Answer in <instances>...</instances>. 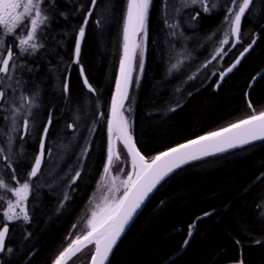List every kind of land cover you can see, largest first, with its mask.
<instances>
[{"label":"trees","instance_id":"1","mask_svg":"<svg viewBox=\"0 0 264 264\" xmlns=\"http://www.w3.org/2000/svg\"><path fill=\"white\" fill-rule=\"evenodd\" d=\"M89 1L72 0L62 4L60 10L68 14L67 19L57 15L50 30L60 31V35L75 32L83 24L85 12L73 14L74 9L80 5L89 8ZM126 4L127 0H98L86 28L80 62L96 95L83 90L73 69L69 75L70 98L62 95L61 87L56 96L55 108L60 111V118L53 112L52 127H60V133L78 111L85 125L90 120H95L97 125L81 178L73 185L74 191L67 192L70 196L73 194L63 207L60 206V214H55L54 200L50 197L43 193L35 196L31 222L15 235L14 257L3 264H53L58 250L61 252L67 247L65 239L81 214L82 202L91 192L103 162V137L119 70ZM171 4V13L181 7L178 0H171ZM218 8L208 16L197 7L182 8L178 15L180 21L181 18L192 19L199 13L192 21L194 30L190 35L196 42L190 47L182 43L176 47L168 35L176 30L164 24V0H152L144 69L138 87L130 88L129 99L125 102L131 109L133 138L149 161L170 147L245 119L253 109L257 113L264 111V72L258 76L264 69V0H257V11L253 14L246 12L239 42L230 41L225 51L231 50L223 56L221 64L216 66V60H212L207 67H202L217 48L212 33L221 23L223 0ZM97 20L101 21L100 26ZM181 28L187 33L188 30ZM211 34L213 37L206 40L207 47L198 50V42ZM63 41L66 50L62 57L68 61L71 41L67 42V38ZM249 44L252 47L239 65L216 88L220 72L226 70ZM180 57L187 59L183 60L179 71L169 74L170 66L181 60ZM194 74L196 78L189 80ZM45 81L40 79L32 84L33 89L44 91L43 111L51 101ZM249 101L253 109L248 108ZM89 103L94 105L89 106ZM178 104L180 106L176 107ZM172 107L176 110L169 111ZM43 121L44 115L38 123ZM263 173L264 141L193 161L177 169L152 192L118 240L107 264H238L239 261L264 264ZM190 225H194L192 235L188 245L183 246L189 238ZM93 249L92 245L83 249L67 264H87Z\"/></svg>","mask_w":264,"mask_h":264},{"label":"snow or ice","instance_id":"2","mask_svg":"<svg viewBox=\"0 0 264 264\" xmlns=\"http://www.w3.org/2000/svg\"><path fill=\"white\" fill-rule=\"evenodd\" d=\"M64 2L69 3L72 0H64ZM221 2L222 0H212L211 7H209L210 0H178L181 7H177L175 11L179 15L182 8L198 5L205 13H210L212 9H218ZM151 3L152 0H127L122 29V55L119 61V71L115 78V91L112 94L110 110L107 115L106 158L100 179L97 181V189L106 190L101 197V203L96 205L99 211H92L91 218L87 221L88 230L86 233L77 234L74 238L72 233L69 234L70 243L59 253L53 264H66L69 259L90 245H94V251L90 256L89 264H107L125 226L165 177L184 165L203 157L249 145L254 141H264V111L257 113L249 101L248 108L253 109V112L247 118L232 123L219 131L209 132L206 135L190 139L186 143L170 147L152 156L150 161L146 159L133 138L129 118L125 115V112L131 109L126 106L125 101L129 99L130 88L139 84V73H142L144 69L147 21ZM256 3L257 0H223V7L226 11L223 39L219 41V47L214 50L211 60H208L202 67H207V64L212 63V60H216L218 56L222 59L227 55L231 49L225 51L223 46L229 44V36L236 37L239 42L242 18L245 17L246 12L251 15L257 11ZM90 4L91 7L87 9L80 5L73 12V14H78L84 11L85 14L83 24L75 30L73 37L75 41L74 58L71 63L80 66V75L85 87L89 93L96 95V90L90 84L79 59L86 28L93 17L94 9L98 6V0H90ZM250 6L252 7L250 8ZM172 7L171 0H164L165 27L175 30L179 28V25L170 23L168 19ZM57 15L65 19L68 16L66 12L60 10L58 0H0V25H3V29L0 30V102H3L0 105V110L5 112V121L11 122L6 133L4 129H0V135H6L8 144L7 151L0 147V202L7 203L6 209L3 207V203H0V213L4 218L0 220V253L13 252V248H6L5 243L6 238L9 237V225L21 220L24 224L31 222L29 194L35 187L33 179L38 174L42 175L41 166L46 154V141L54 118L53 113L48 112L47 122L43 124L42 132L39 133V151L34 156V162L27 173V179L21 181L17 175L16 162L13 159V143L17 139L13 133L18 131L17 122L21 118L23 135L18 137L20 140H24L25 136L32 135L36 130L37 115L34 114L33 109L39 107L37 104L39 90L31 95L20 92L17 96L16 93L19 91L22 81L17 79L15 74L17 71L24 70V58L36 56L47 47L46 42L49 39L56 40L57 46L63 45V40L53 37L50 31L52 21ZM198 15L199 13L192 19H196ZM96 23L97 26H100L101 21L97 20ZM64 35L68 36L69 33H64ZM168 35L175 37L177 33L173 31ZM9 36H12V42L8 41ZM254 43L255 39L252 41V44ZM252 44L244 48L235 63L220 72V80H223L237 67L240 58L248 52ZM178 55H183V53H178ZM182 63L183 61L178 59L177 63L172 64L169 74L179 71ZM134 70L137 71L135 77H133ZM27 71L31 72L32 69L28 68ZM50 71L58 72V67L52 68ZM195 78V74L188 77L189 80ZM13 80H15V84L11 83ZM61 88L62 95L65 98H70L68 77H64ZM9 91L12 93L11 96H9ZM179 106L178 104L176 107ZM176 107L170 108L169 111H175ZM78 120L79 111L75 114L73 122L68 123L66 127L78 131L80 127ZM94 131V127L88 128L89 134ZM84 139L85 144L78 159L85 158L89 154L90 137ZM118 144L123 145V151L127 153L126 157L122 155ZM52 152L53 149L48 147L47 154L51 155ZM128 164H130V170L126 167ZM118 165L119 167H117ZM8 170H11L10 180ZM80 178L81 171H75V174L71 176L69 188ZM121 187L123 188L122 195L116 196L115 193ZM6 193H11L15 200L13 201ZM68 199L69 195L65 192L64 200ZM89 203L91 204L92 200ZM60 206L63 207V202ZM98 217L99 219H97ZM193 227L194 225L189 226V237L192 235ZM75 228L76 225H73V229ZM24 238L27 239V236ZM188 243L189 240L186 239L183 246H187ZM257 243H261V241H257ZM238 264H243V262L239 261Z\"/></svg>","mask_w":264,"mask_h":264},{"label":"flooded vegetation","instance_id":"3","mask_svg":"<svg viewBox=\"0 0 264 264\" xmlns=\"http://www.w3.org/2000/svg\"><path fill=\"white\" fill-rule=\"evenodd\" d=\"M59 6H61L62 4H64V0H58ZM90 3V1H89ZM91 7V4L90 6ZM218 10V9H217ZM213 11H211L210 13H205L202 12L204 15L208 16L212 13ZM223 14L220 17L222 20ZM3 29V25H0V30ZM51 31V35L53 37H56V39H60V37L63 38H67V42H69V40L71 41V45L69 47L70 50V60H65L62 57V53L63 51H65V47L64 45L62 46H57L56 44V40L53 39H49L46 44L47 47L45 49H42L36 56L34 57H25V67L23 71H17V73L15 74L17 79H20L22 81V85L19 86V91L18 92H22L25 95H31L33 92H36L37 90H39V95L37 98V104L39 105V107H37L36 109L33 110L34 114L37 115V120H36V130L32 133V135L30 136H25L24 140H20L18 137L20 135H23V130H22V118L20 120H18V131L16 133H13V135L15 137H17V139L14 141L13 143V152H14V156L13 159L16 162V167H17V175L19 177V179L21 181H24L27 179V173L30 171L31 169V165L34 162V156L35 154L39 151V133L42 132V126L43 124H45L47 122V114L48 112H55V116L60 118V111H56V102H57V98L56 96L57 91L56 92H51L50 91V95H51V103L49 102V107L43 111V107H42V100H43V93L44 91H41L39 88H35L33 89L32 84H36L39 82L40 79H46V83L50 89L51 85L53 83H58L60 84V64H63L62 66H64V72L61 74L62 75V81L64 79V77H68L69 80V75L71 70L75 69L79 78V82L82 86L81 83V79L79 76V65L76 64H72L71 61L73 60V52H74V35L75 32H68L69 35L65 36V35H60V31H56V30H50ZM87 32V31H86ZM86 35V34H85ZM9 42H12V36H9L8 38ZM84 41V40H83ZM64 42V41H63ZM83 44V42H82ZM146 48V46H145ZM15 51V48L13 49ZM81 51H82V46H81ZM6 54V53H5ZM81 56V53H80ZM81 58V57H80ZM79 58V59H80ZM58 67V72L57 71H50V69L52 68H57ZM28 68H31L32 71L29 72L27 71ZM56 81V82H55ZM11 83L15 84V80H13ZM83 88V86H82ZM84 91H86L83 88ZM87 92V91H86ZM58 93H60L58 91ZM12 93L11 91H9V96H11ZM17 95V93H16ZM3 102H0V105H2ZM4 107H7L6 105H4ZM41 112V113H40ZM44 115V121L39 124V118L40 116ZM5 116V112L0 110V129H4L5 133L8 129V127H10V121H5L4 119ZM119 145V144H118ZM60 146V127H58V129L56 127H52L50 128L49 131V135L46 141V154H45V158L44 161L42 162V166H41V171H42V175L38 174V176L36 178L33 179V184L35 185V187L32 189V191L29 194V203H30V207H29V211L32 214L34 211V202H35V196L41 195L42 193L47 195L46 191L47 190H43L42 188L37 187V183L39 181H41V178L44 176L45 172H49L51 173V178L53 181L58 180L59 179V175H60V162H55V159H53V156L55 158H57V150ZM0 147H3L5 149V151H7L8 148V144H7V138L6 135H0ZM51 147L53 149V152L51 155L47 154V148ZM104 154V152H102ZM103 154H102V159H103ZM59 158V157H58ZM57 166L56 170L57 172H55V168ZM11 177V170H8V178L10 180ZM51 180V181H52ZM57 191L59 190L60 192V184L58 189H56ZM50 191V190H49ZM48 191V193H49ZM7 196H9L13 201L15 200V197H12L11 193H6ZM53 202V201H52ZM3 203V207L6 208L7 207V203L6 202H0ZM54 203V212L56 210H58L57 214H60V200L59 203L57 202H53ZM59 208V209H58ZM1 214V213H0ZM0 220H2L0 218ZM6 222V221H4ZM30 223H28L29 225ZM15 225L16 223H12L9 225V237L6 238V248L7 247H11L13 248V252L9 253L8 257H7V251H5L4 253H0V263L5 262L6 260L11 261L14 257V253H15Z\"/></svg>","mask_w":264,"mask_h":264},{"label":"rangeland","instance_id":"4","mask_svg":"<svg viewBox=\"0 0 264 264\" xmlns=\"http://www.w3.org/2000/svg\"><path fill=\"white\" fill-rule=\"evenodd\" d=\"M211 2H212V0H210V3ZM210 3H209V7H211ZM191 7H193V8L197 7L199 10L204 12L202 10V8L200 6H198V5L197 6H191ZM214 10L215 9H212V11H214ZM125 12H126V9H125ZM221 12L223 13V17H222L221 23L217 27V29L212 33L214 35V38L216 39L215 41H216V46L217 47H219V41L221 39H223V35H224V32H223V28L225 27V25H224V16L226 14V11L224 10V7H223ZM124 16H125V13H124ZM168 19H169L170 23H175V24L179 25V28L175 29L177 31V35L175 37L171 36L172 39H173V42H175L176 47L179 46L180 43L190 47L192 43L196 42L195 39L191 38V36H190L191 33H193V30H194V24L192 23L193 19L186 20V19H182L181 18V21H180L176 11H175V13H170ZM123 22H124V20H123ZM181 26L184 27L186 30H188L187 33L183 32ZM171 32H173V30ZM182 32H183V34L185 33L183 37H182ZM212 34H211V38L213 37ZM207 39H209V38H206V39H204L202 41H199L198 44H197V47H200L204 42H206ZM230 41H232L231 36H229V43H230ZM227 45L223 46L224 50H225ZM145 46H146V41H145ZM175 50H176V48H175ZM121 55H122V50L120 52V57L119 58H121ZM180 59L183 61L185 59V57H180ZM119 61H120V59H119ZM215 64H216V66L221 64V57L218 56L216 58ZM62 65L63 64H60V68H61L60 69V73L61 74L64 72V66H62ZM61 74H60V76H61ZM141 74L142 73H139L140 79H141ZM136 75H137V71L134 70L133 71V77H135ZM61 83H62V79L60 78V84ZM60 84L53 83L51 85L50 91L52 93L57 91V93H58V91H60V87H61ZM138 85L139 84L133 85L132 89H136L138 87ZM19 94H20V92H17V96H19ZM17 103H19V101H17ZM90 105L93 106L94 103H89V106ZM126 106L129 107V105H126ZM109 110H110V108H109ZM125 115L129 118V123H130L131 119H130L129 111H126ZM73 117H75V115H73ZM86 119H87V116H86ZM73 120H74V118H73ZM73 120L70 123H72ZM83 121H84V119H82V117L81 118L79 117V120L77 121L79 123V125H80L78 131H73V130L68 129L66 127V125L68 123H66L65 128L63 129L64 131L62 130L63 132L61 131V133H60L61 134V136H60V146H59V148H58V150L56 152L57 153V158H55L53 156V159H55L56 163L60 162V165H59L60 166V175H59L60 177H59V179L58 180L54 179V181H53L51 178H49V177H51L50 176L51 173L45 172L44 176L41 178V181H39L36 184L37 187L42 188L43 190H47L46 191L47 192L46 193L47 196L50 197L52 200H54V202H56V203L58 202L59 203V200H60V197H61L60 205H61V202H63V204L66 202L64 200L65 192L74 191L72 189H73V185H75V184H73L71 186V188H69V186H68L69 183H70V180H71V176L75 174V171H77V170L81 171L83 169V165L86 162V157L82 158V159H78L80 157V154H81V149H82V147L85 144V139L84 138L85 137H90V141L91 142L88 145L89 150H90V147H91V144H92V141H93V137H94V133H95L96 128H97L95 120L94 121L90 120L88 122V125H85L84 124L85 122H83ZM89 127H94L95 128V131L92 132L91 134H89V132H88V128ZM103 139L105 140V152L103 151L104 152V157H103V162H102V166H101V169H100V173H99L97 179L94 182V185H93V188H92L91 192L86 196L87 198H85L83 200V202H82L83 207L81 208V214L79 215V217L75 220V222L73 224V225H76V228L73 229V225H72L71 231L69 232V234L72 233L73 238L77 234H81L82 235V234L86 233V231L88 230L87 221H88L89 218H91L92 211H99V209L96 208V205L101 203V197L105 194V191H106L103 188H101L99 190L97 189V181L100 179V174H101V172L103 170V164H104L105 158H106V146H107V139H108L107 122H106V125H105V131H104ZM118 147L121 149L122 155H124L126 157L127 153L123 151V145L119 144ZM117 167H119V165ZM126 167L128 168V170H130V164L126 165ZM56 170H58L57 166L55 168V172H57ZM59 184H60V192H59V190L58 191L56 190V189H58ZM48 191H49V193H48ZM122 193H123V188L121 187L119 189V191H117L115 193V195L116 196H120V195H122ZM72 194H71V196H72ZM68 195H69V199H70L71 196H70V194H68ZM90 200H92L91 204L89 203ZM17 211H18V209H17ZM57 213H58V210L55 211V214H57ZM0 218L2 220L4 219L3 216H2V213L0 214ZM97 219H99V217ZM15 223H16V225H15V229L14 230H15V235H16L19 231L22 230L23 227H25V224L23 223L22 220L21 221H17ZM68 243H70L69 235L65 239L64 245L66 246V245H68ZM59 253H60V249L58 250L57 254H59ZM8 255H9V253H7V257H8ZM89 262H90V258H89L87 264H89ZM0 264H2V262Z\"/></svg>","mask_w":264,"mask_h":264},{"label":"water","instance_id":"5","mask_svg":"<svg viewBox=\"0 0 264 264\" xmlns=\"http://www.w3.org/2000/svg\"><path fill=\"white\" fill-rule=\"evenodd\" d=\"M242 19H243V18H242ZM231 38H232V43H233V44L238 43L236 37L231 36ZM246 53H247V52H246ZM246 53H245V54H246ZM245 54H244V55H245ZM238 57H240V54H239ZM238 57H237V58H238ZM243 57H244V56H243ZM243 57L240 58V61L242 60ZM73 58H74V52H73ZM237 58H236V59H237ZM235 61H236V60H235ZM235 61H234L233 63H235ZM238 65H239V64H238ZM238 65H237V66H238ZM230 66H231V65H230ZM230 66H229V67H230ZM224 71H225V70H224ZM233 71H234V70H233ZM233 71H232V72H233ZM232 72H231V73H232ZM263 72H264V69L259 73L258 76H260ZM229 74H230V73H229ZM229 74H228V75H229ZM228 75H227V76H228ZM79 76H80V79H81V83H82L83 88L88 92L87 88L85 87V85H84V83H83V78H82L81 75H80V67H79ZM227 76H225V77H227ZM225 77H224V78H225ZM218 81H219V82H218L217 85L219 86V84H220V82H221V80H220V75H219V77H218ZM218 86H216V88H217ZM88 93H89V92H88ZM255 142H258V141H254L253 143H255ZM235 149H236V148H235ZM229 150H233V149H229ZM229 150H227V151H229ZM225 152H226V151H225ZM222 153H223V152H222ZM216 154H220V153H216ZM216 154H214V155H216ZM209 156H213V155H209ZM209 156H206V157H209ZM206 157H203V158H206ZM203 158H202V159H203ZM199 160H200V159H199ZM263 175H264V173H263ZM263 175H262V176H263ZM262 176H261V177H262ZM261 177H260V178H261ZM158 185H159V184H158ZM158 185H157V186H158ZM157 186H156V187H157ZM154 190H155V189H153V191H154ZM153 191H152V192H153ZM151 194H152V193H150L149 196L145 199L144 203L147 201V199L150 197ZM144 203H143V204L141 205V207L136 211V213H134L132 219H131V220L129 221V223L125 226V230H126L127 227L130 225V223L133 221V219L136 217V215L139 213V211L141 210V208H142V206L144 205ZM125 230H124V232H125ZM124 232H123V233H124ZM123 233L121 234V236L123 235ZM121 236H120V238H121ZM120 238H119V239H120ZM189 239H190V237L188 238V240H189ZM92 246H93V248H94V245H92ZM115 246H116V245H115ZM115 246H114V247H115ZM84 249H85V248H84ZM113 249H114V248H113ZM93 251H94V249H93ZM80 252H81V251H80ZM77 254H78V253H77ZM72 258H73V257H72ZM72 258H71V259H72ZM71 259H69V260L66 262V264H67Z\"/></svg>","mask_w":264,"mask_h":264},{"label":"bare ground","instance_id":"6","mask_svg":"<svg viewBox=\"0 0 264 264\" xmlns=\"http://www.w3.org/2000/svg\"><path fill=\"white\" fill-rule=\"evenodd\" d=\"M194 43H192L191 45H193ZM207 47V42L203 43L200 47H198V50H203Z\"/></svg>","mask_w":264,"mask_h":264}]
</instances>
